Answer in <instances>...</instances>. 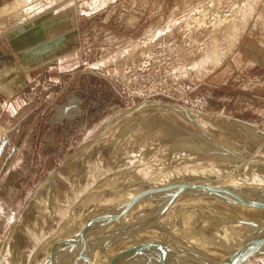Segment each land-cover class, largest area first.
Here are the masks:
<instances>
[{"label":"rangeland","instance_id":"374dc122","mask_svg":"<svg viewBox=\"0 0 264 264\" xmlns=\"http://www.w3.org/2000/svg\"><path fill=\"white\" fill-rule=\"evenodd\" d=\"M15 3L0 27V78L10 82L0 81V264H35L38 244L56 234L70 238L57 240V258L47 254L51 243L43 248L47 255L40 254L38 264H64L67 258L66 264H79L88 258L78 253L84 247L92 251L88 247L94 243L70 256L76 233L84 229L89 238L93 231L100 232L102 217L110 216L123 200L112 198L98 210L105 213L98 212L88 223L87 206L68 207L78 194L79 180L98 190L103 179L160 174L168 208L158 206L165 191L150 193L143 188L147 184L139 186L133 203L148 201L160 208L156 218L146 217L154 229L161 224L183 227L190 220L185 209L203 207L206 200L204 205L213 206L228 179L237 185L242 181L264 186V0ZM207 114L220 118L209 119ZM257 147L261 156L247 162V175L232 173L243 162L240 156ZM202 162L216 167L220 176L201 171L196 165ZM164 171L169 172L167 178H162ZM93 174L97 181L90 178ZM126 181L125 190L134 183ZM34 196L41 198L36 204L29 202ZM48 196L50 202L44 206ZM43 209L47 218L41 229L37 216ZM74 210L83 217L76 228L69 223ZM64 211L71 213L62 218ZM174 216L179 219L173 221ZM205 216L200 215L199 226L215 225V216ZM133 217L130 225L146 226L141 216ZM135 228L128 238L150 243L146 235L137 239ZM132 260L128 256L126 264ZM235 264H264V257H246Z\"/></svg>","mask_w":264,"mask_h":264},{"label":"bare ground","instance_id":"6f19581e","mask_svg":"<svg viewBox=\"0 0 264 264\" xmlns=\"http://www.w3.org/2000/svg\"><path fill=\"white\" fill-rule=\"evenodd\" d=\"M177 107H178V109H180L184 112L185 111L189 112V113H191L192 112L191 110H193V109L189 110V109L181 108L179 106H177ZM192 113H196V112H192ZM205 117L209 118V119H213V118L216 119L218 117L220 118V116H215V115H210V116L208 115ZM231 121H232V123H235V124L238 123L239 124V122H237L233 119H231ZM241 126H243V125H241ZM247 126H245V127H247ZM248 129H250V128H248ZM240 131L241 130H239V132ZM243 132H244V130H243ZM248 134L250 135V132ZM241 136H242V134H241ZM258 152H259V148L256 149V151L251 153V154L247 153L248 154V155L246 154L247 157L241 155L240 158L243 162L241 163V166L237 170L234 169V171L232 173H235V174L237 173V174L241 175V177L244 175H247L248 171H246L245 166H246L247 162H251V160L253 158L257 159L258 156H261L260 155L261 153L258 154ZM231 153H232V151H231ZM235 155H237V154H235ZM203 161H206V160H203ZM207 161H210V159ZM253 161L254 160H252V162ZM213 162H215V161H213ZM185 164H188V163L186 162ZM199 164H201V165H199ZM199 164H197L196 166L201 167V171L207 173V175L209 174L212 176H217V174H219L218 173L219 171L217 172V170H215L216 167L212 168L205 162H202ZM250 164H252V163H249V165ZM92 165H96V164L93 163V164H91V166ZM112 167H114V165ZM189 167L190 166H188V168ZM226 167H227V169L226 168L225 169L228 170V166H226ZM188 168H187V171H188ZM258 168H260V167H258ZM208 169H211V171L208 172ZM251 170L252 169H250V171ZM193 171L195 172V168L193 169ZM146 172H147V170L145 171V173ZM170 172L172 173V171H170ZM190 172H192V171H190ZM155 173L156 172H154L153 175L151 177H149L148 179H146V177H144V175H143L144 173L140 174V175H136V177L134 179H130L129 177H127V175L125 178H123L122 176H118V177H114V179H110V180L103 179L101 184H103L105 187L99 186V188H97L98 190H96L95 188H93L94 189L93 190L92 187H90V185L83 186L84 185L82 183L83 180H79L78 181V188H77L78 194H77V196L70 198L68 207L70 209H72L71 207L74 204L76 205V206L74 205L75 206L74 208H76V209L81 205L87 206L88 211L86 209H84V210H85V212L86 211L89 212L88 213L89 219H86V221L88 223L90 221L94 222V219H96L97 213L100 212L101 210H103L104 208H106L108 206V204H110V202H112V198L115 197L117 199V201L122 198L123 203L121 200L122 204L119 205L118 207L116 206L114 209V212L110 216L102 217L103 222H104L103 223L104 228L102 230H100V232L93 231L95 234L89 236V238H88L87 236L89 235V233H85L84 229H83V233H81L82 230H79L81 232L76 233L75 239L73 238V236H71V238L74 239L73 246L74 245L75 246L73 249L70 250V252L72 251L70 256L73 257L74 253L77 254V251H79L81 249V246H84V244L85 245H91L90 243H94L92 245H94L95 247L94 246L88 247V249L92 250V251H87V250H85L86 248L84 247V249L82 250L83 252L78 253L79 255H80V253L82 254L81 257H84V258L88 257V258H86L87 260L82 258L83 259V261H82V259H80L83 263H80L81 261L78 260L79 264H98V263L99 264H126L128 256L129 257L133 256V260L131 261L130 264H190V263L191 264H235L236 262H239L242 259H245L246 257H253V256L264 257V209L262 211L261 210L258 211V208H262L264 206V186H257V185L251 186L250 184L243 183L242 181H239V184L237 185L236 182L228 179L227 180L228 183L221 186L222 189H225V191L223 190V192H224L223 195L220 197H217L216 199H213L214 200L213 206L211 204L204 205L207 203V200H206L205 201L206 203L203 204V207H201V206L197 207L196 206L197 208L194 210H191V211L190 210L188 211L187 209H185L186 210L185 212H187L188 214L190 213V215L188 217L190 220H188L185 223V225L182 224V225H184L183 227H181V228L172 227V226L170 227V226H165V225L161 224L162 227L160 226L159 228L154 229L151 226L152 223L149 222V220L146 219V217H151V219H153V217L156 216L157 213H160L157 211L160 208H158V207L155 208L156 204H154V203L148 205V203H149L148 201H147L148 203L146 202L145 205H144V203H142V204L137 203V202H140L143 197H141L139 200H138V198L136 199V200H138L136 202L137 205L136 204L134 205L133 203L135 201V196H138L139 191L141 190V189L139 190L138 188L142 184L143 185L147 184V187H143V188H145L144 190H148V192H150V193H153L156 190L157 191H159V190L163 191L164 190L165 195L164 194H161V195H164V196L168 195V194H166L167 190H165L167 187H162L163 184H165V183H163L162 186L159 185V182L162 183V180L160 181V178H161L160 174L158 175L157 173L156 174ZM177 173H176V175H177ZM161 174L163 176L162 178H167L169 176L168 175L169 172H167V171H164ZM256 175L258 177L259 174L256 173ZM218 176H220V174ZM90 178H93L97 181V179L99 177L96 179V176H94V174H93V175H91ZM252 178H254V176ZM126 179L130 180V182L134 181V183L131 184L127 190H125V188H124V184L127 182ZM257 179H255V180L259 181ZM260 180H263V179H261V177H260ZM99 181H100V179H99ZM118 181H120V182H118ZM259 182H258V184H259ZM166 183H168V182H166ZM262 183H264V181ZM119 185H120V188H118L116 190L115 187H117ZM134 186H136L138 190H136L133 193V189H131V188H133ZM170 186H172V185H170ZM105 189L108 190V193H105ZM182 189H184V188H182ZM172 191L174 192L175 190L172 188ZM125 192H127V195H128V199L126 201L123 199V197H125V194H124ZM35 193H34V195H35ZM157 194H159V192L156 193V195ZM171 194L169 193V195H171ZM180 194H183V193H180ZM191 194H194V193H191ZM143 195H145V194H143ZM148 195L152 196L155 194H148ZM35 197L36 196L32 197V200L30 199L31 201H29V202L36 204V203H38L36 201L41 200V198L37 200V198H35ZM48 197H49L48 199H46V198L43 199L44 206H46L50 202L51 197L50 196H48ZM152 197H154V196H152ZM157 197L158 196H156V198ZM167 197L168 196H166L162 201H159V205L157 202H155V203H157L158 206L168 208V206H166V203H165V199ZM199 198L201 199V197H199ZM79 199H80V201H79ZM152 199L153 198H151V200ZM161 199H162V197H161ZM193 200L196 201L195 199H193ZM93 203L95 204L94 206H92ZM150 203H151V201H150ZM209 203H213V202L211 201ZM235 203H237V204L240 203V204L235 205ZM125 206H129V208L124 209ZM239 206L241 208H239L238 210H235V208H237ZM209 207H211V208H209ZM212 207H214V208H212ZM99 209H100V211H98ZM44 211H45L44 209L41 210L37 216L38 217V219H37L38 224H39L41 229L43 228V223L45 222V220L47 218L46 215L44 214ZM176 211H177V209H176ZM70 213H67L66 211H64L62 213V218L64 217V215H68ZM104 213L105 212H100V215L104 214ZM161 213H166V212L161 211ZM73 214L77 215V217L74 216V218H72L71 215H73ZM205 214H206L205 218H208V219L210 218V215L215 216V219H216L215 225L209 224L210 223L209 222L210 220H209L208 221L209 223H207L206 225H204V226L200 225L199 226V224L202 221V220H200V219H202L200 217V215H205ZM71 215H70L71 218H69V223L72 226H74L75 228L77 226H80L81 223H79L78 220L83 218L82 215L75 213V210L73 211V213ZM134 215H137L139 217L141 216L143 218V221L144 220L146 221L145 223H146L147 227L146 226H144V227H146L147 229L144 227L142 228L141 225H139V228L138 227L135 228L136 227V226L134 227L135 224L131 223L132 225H130L129 222L130 221L132 222V220L135 219L133 217ZM178 216L172 217V218H174L173 221H175V220L177 221L179 219ZM163 217L161 216V218H163ZM169 217L171 218V216H166V218H169ZM137 218H136V221H137ZM154 218H156V217H154ZM170 218H169V220H170ZM164 221H165V219H164ZM183 221H185V220H183ZM199 221H200V223H199ZM80 222H81V220H80ZM82 222H83V220H82ZM84 222H85V220H84ZM156 222H157V220H156ZM126 223H129V224H126ZM137 224H138V222H137ZM180 225H181V222H180ZM153 226H154V224H153ZM126 227L127 228L130 227L131 230L129 229L130 231L124 232V229ZM157 227H158V225H157ZM133 228H135L134 230L137 231L136 235L134 233V235L137 239L140 240V238H143L144 235H146L147 238H150V240H151L150 243L148 240L146 241L149 243V247L147 246L148 243L146 244V242H144V244H142V243L138 244V242H136L137 243L136 244L135 241H133L131 238H128L130 236V234L133 232ZM98 233H100V234H98ZM141 234H143V236H140ZM63 237H65L64 234H56L53 237H51L50 239L44 238L47 240L40 242L38 244L39 250L37 248L36 252H34L37 255L35 257L34 263L35 264L39 263L41 258L38 256L40 254H42L41 250H43V248H45L50 243H51L52 247L48 248L49 250H48L47 254L48 255L50 254L51 257H56L57 255H60V253H59L60 250L56 249V244H57L56 242L60 241ZM93 237H94V240L92 239ZM69 238L70 237H65V239H69ZM85 239L87 240V242H85ZM53 241H55V243H52ZM69 244H71V242H69L68 245ZM134 244H136L137 246ZM61 245H62V243H61ZM6 247L7 246H5V248ZM135 247H136V249H135ZM148 248L150 251L148 250ZM129 249H133V252L131 253L132 250L129 251ZM56 250L58 252L57 254H56ZM84 250H85V252H84ZM4 251H7V250H4ZM64 251H65V253L63 255L65 256L67 249ZM147 251L152 252V255L146 256L145 253H147ZM43 254H42V256L41 255L40 256L46 257L47 254L46 255L44 254V256H43ZM67 254L69 255V253H67ZM78 254H77V256H78ZM1 256H3V254ZM145 256L149 257L150 259H147ZM57 257H59V256H57ZM89 257H91V258L89 259ZM107 257H108V259L110 257H117V258H116V260L108 261V260H106ZM194 257H197V258H194ZM201 257H203V258H201ZM204 257L207 259L209 257H211V258L215 257V258H214V260L209 258L210 259L209 261L208 260L204 261V259H205ZM95 258L96 259L98 258L99 260L101 259V261H97ZM67 259L65 260L66 263L68 262ZM26 260H27V258H26ZM46 260H47V258H46ZM94 260H96V261H94ZM59 261H60V259H59ZM59 261L56 259V262L61 263ZM73 261H74V259H73ZM1 262L3 263L4 261H1ZM29 263L31 264L30 261H29ZM66 263H64V264H66Z\"/></svg>","mask_w":264,"mask_h":264},{"label":"crops","instance_id":"0c3cea01","mask_svg":"<svg viewBox=\"0 0 264 264\" xmlns=\"http://www.w3.org/2000/svg\"><path fill=\"white\" fill-rule=\"evenodd\" d=\"M17 3H15V0H0V27L5 26V20L3 19V17L5 16H9L11 14V12L14 10V7H16ZM2 23V24H1ZM3 36H6L5 34ZM18 48H19V52L22 51L20 44H18ZM1 82H5V80L2 78H0ZM5 83H10V82H5ZM1 96L3 98V96H5V93H1Z\"/></svg>","mask_w":264,"mask_h":264}]
</instances>
